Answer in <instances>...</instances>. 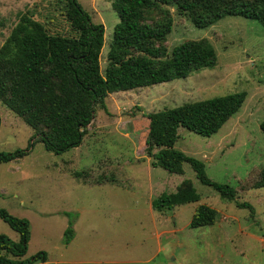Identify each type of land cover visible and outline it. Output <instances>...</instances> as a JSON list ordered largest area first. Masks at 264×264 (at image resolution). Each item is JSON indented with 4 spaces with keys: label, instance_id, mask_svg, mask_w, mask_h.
I'll list each match as a JSON object with an SVG mask.
<instances>
[{
    "label": "rangeland",
    "instance_id": "rangeland-1",
    "mask_svg": "<svg viewBox=\"0 0 264 264\" xmlns=\"http://www.w3.org/2000/svg\"><path fill=\"white\" fill-rule=\"evenodd\" d=\"M105 25V72L114 27V0H78ZM47 0H0V50L23 14L45 22ZM168 37L171 50L186 39L208 38L218 61L186 78L111 93L98 108L82 143L56 154L34 141L35 130L0 100V153H29L0 162V209L26 219L24 258L35 264H264V187L241 186L264 167V26L257 19L225 16L198 28L176 7ZM246 92L242 108L218 132L203 136L180 127L174 148L202 160L213 181L239 190L226 200L201 182L191 164L182 174L153 167L146 152L148 113L187 102ZM34 143V144H32ZM190 180L200 200L163 212L153 200ZM249 203L244 207L238 203ZM217 209L213 225L192 227L198 204ZM68 229H73L69 240ZM20 232L0 216V235Z\"/></svg>",
    "mask_w": 264,
    "mask_h": 264
},
{
    "label": "trees",
    "instance_id": "trees-1",
    "mask_svg": "<svg viewBox=\"0 0 264 264\" xmlns=\"http://www.w3.org/2000/svg\"><path fill=\"white\" fill-rule=\"evenodd\" d=\"M47 1L45 22L34 19L33 13L23 14L0 50V100L35 130L34 141H42L56 154L82 143L96 110H108L111 93L186 78L217 65V52L208 38L186 39L169 49L174 25L171 7L198 28L233 15L257 19L264 26V0H114L120 21L114 27L103 72L105 25L94 22L78 0ZM246 96V92L229 93L148 113L146 152L152 166L182 174L188 162L201 182L213 186L222 198L236 200L239 190L210 179L202 160L174 145L180 127L203 136L218 132L242 108ZM261 127L264 131V122ZM29 150L0 153V162L20 158ZM260 187H264V167L241 189ZM199 200L192 182L184 180L175 192H164L152 203L163 212ZM238 204L252 207L246 202ZM0 216L21 234L20 241L0 235V264L45 262L42 252L24 258L30 239L28 221L4 209ZM217 217V209L200 203L191 226L213 225ZM67 233L69 242L73 229Z\"/></svg>",
    "mask_w": 264,
    "mask_h": 264
}]
</instances>
